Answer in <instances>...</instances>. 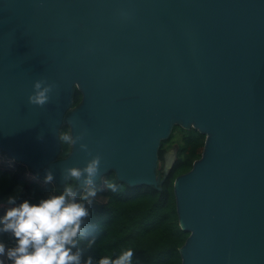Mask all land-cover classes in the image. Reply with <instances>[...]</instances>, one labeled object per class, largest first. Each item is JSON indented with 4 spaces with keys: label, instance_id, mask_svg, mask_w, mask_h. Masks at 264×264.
Returning <instances> with one entry per match:
<instances>
[{
    "label": "water",
    "instance_id": "1",
    "mask_svg": "<svg viewBox=\"0 0 264 264\" xmlns=\"http://www.w3.org/2000/svg\"><path fill=\"white\" fill-rule=\"evenodd\" d=\"M37 80L54 85L43 107L28 102ZM172 122L205 133L173 181L181 264H264V0H0L9 157L61 186L99 154L101 173L158 188ZM62 123L83 140L57 158Z\"/></svg>",
    "mask_w": 264,
    "mask_h": 264
},
{
    "label": "trees",
    "instance_id": "2",
    "mask_svg": "<svg viewBox=\"0 0 264 264\" xmlns=\"http://www.w3.org/2000/svg\"><path fill=\"white\" fill-rule=\"evenodd\" d=\"M81 93L75 87L71 93V104L79 103ZM69 133L62 123L58 131ZM205 133L188 125H171L167 136L159 139L156 149L158 162V188L149 184L127 185L114 177L112 170L101 173L97 179L98 194L93 202L90 223L94 224L91 235L96 243L86 252L93 257V264L103 256L115 259L122 251L131 248L134 252L132 264H181L179 248L188 231L181 229L175 208L173 181L188 171L193 161L201 156ZM175 147L174 159L166 172L161 170L165 152ZM70 145L59 143L57 158L64 157ZM44 178L28 166L12 159L0 150V204L21 188L20 200L38 203L50 192L58 193L63 184H45ZM106 182L117 184L119 191L112 192ZM3 208L0 207V214ZM0 241L8 247L15 241L9 234L0 235ZM7 264H11L5 258Z\"/></svg>",
    "mask_w": 264,
    "mask_h": 264
},
{
    "label": "clouds",
    "instance_id": "3",
    "mask_svg": "<svg viewBox=\"0 0 264 264\" xmlns=\"http://www.w3.org/2000/svg\"><path fill=\"white\" fill-rule=\"evenodd\" d=\"M54 85L37 80L34 91L28 97L31 105L43 107L50 100ZM58 141L74 148L83 134L57 133ZM40 139H43L41 135ZM80 150L89 152L88 145L80 143ZM102 157L97 154L87 161L84 167H65L61 170L63 187L58 193L48 194L38 203L28 199L20 200L22 187L15 195H10L0 204V235L9 234L15 241L8 247L0 241V264L5 258L11 264H93V257L85 255L96 243L91 233L94 224L90 223L92 205L97 197V178L101 177ZM53 172L48 170L45 184H52ZM112 192L119 188L114 182H106ZM134 252L131 248L122 251L115 259L101 257L97 264H132Z\"/></svg>",
    "mask_w": 264,
    "mask_h": 264
},
{
    "label": "rangeland",
    "instance_id": "4",
    "mask_svg": "<svg viewBox=\"0 0 264 264\" xmlns=\"http://www.w3.org/2000/svg\"><path fill=\"white\" fill-rule=\"evenodd\" d=\"M174 123H176V122H172L171 125ZM189 124H191V123H189ZM174 151H175V147L173 146L165 152L164 157H163V162L161 164V170L164 171L166 169L167 163L170 162V160L172 158V154L174 153ZM158 168H159V165H158V162H156V165L154 168L155 174H156V179H158V173H157ZM51 193L52 192H50L49 194H51Z\"/></svg>",
    "mask_w": 264,
    "mask_h": 264
},
{
    "label": "built area",
    "instance_id": "5",
    "mask_svg": "<svg viewBox=\"0 0 264 264\" xmlns=\"http://www.w3.org/2000/svg\"><path fill=\"white\" fill-rule=\"evenodd\" d=\"M5 264H7L6 260H5Z\"/></svg>",
    "mask_w": 264,
    "mask_h": 264
}]
</instances>
